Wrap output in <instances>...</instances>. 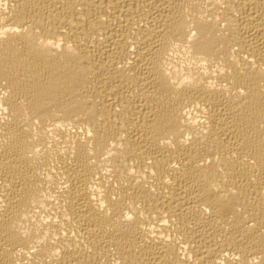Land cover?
I'll return each mask as SVG.
<instances>
[{
  "label": "bare ground",
  "instance_id": "bare-ground-1",
  "mask_svg": "<svg viewBox=\"0 0 264 264\" xmlns=\"http://www.w3.org/2000/svg\"><path fill=\"white\" fill-rule=\"evenodd\" d=\"M0 264H264V0H0Z\"/></svg>",
  "mask_w": 264,
  "mask_h": 264
}]
</instances>
